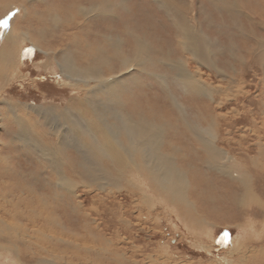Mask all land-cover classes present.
<instances>
[{
	"label": "rangeland",
	"instance_id": "374dc122",
	"mask_svg": "<svg viewBox=\"0 0 264 264\" xmlns=\"http://www.w3.org/2000/svg\"><path fill=\"white\" fill-rule=\"evenodd\" d=\"M46 2L48 5L57 7V13L63 10L58 19L60 22L58 26H54L52 23L47 24L44 16L38 17L43 10L45 11L42 0L26 2L28 11H32L29 14L30 17L22 12L20 13L19 8L0 16V47H2L1 42H3L5 32H8V29L9 31L12 30V24L16 16L19 23L16 24L15 29L18 27L14 31L17 32L19 29L20 35L23 34L27 38V44L25 42L22 45L21 42H18L21 45L19 47H22L21 49L15 46L17 53L23 52L21 56L23 64L18 77L13 79L11 83L0 84V190L3 187L11 189L9 200L12 202L15 212L27 216L34 209L33 217L51 214L55 225L48 226L47 234L51 235L52 238L59 236L63 240L57 241L51 237H45L44 242L40 241L37 238L40 234L36 230L42 228L41 223L34 220L27 221L22 216L15 215L13 219L11 218V222L14 221L15 226L25 234L24 237H26L27 242L23 243L21 241L18 244L22 254H11L10 258H6L1 254L0 264H36L39 257L45 261V264H216L213 261L218 259L223 261L220 264H231L230 261L226 262V260L234 256H228L227 254L234 252L235 247L240 246L243 242L246 245L245 251L240 255L235 252L237 264H264V210L262 211V208H258L253 204L250 209H243L241 214L235 217H230L226 213V215L221 214L216 206L217 193L214 189L213 193H210L212 196L211 207L209 206L204 210L198 205L192 206L190 210L183 208L185 215H187L182 219L179 215L178 206L172 207L165 201L158 199L159 197L152 194L151 191L148 192V196L155 201L149 206L141 204L140 197H138L141 194L140 188L135 193L129 194L132 191L129 189V180H134L135 183L139 182L137 183L139 187L142 185L144 189L146 188V182L139 178L141 174L137 178L136 175L139 172L134 168L125 167L119 170L111 166L103 167L104 162H100L99 166L106 169L105 172H98L101 178H105V180H102L103 189H101L98 186L91 185L86 180V174L80 167L82 152L80 149L79 152L74 150V148H78V145L75 143L76 140L71 132L66 133L61 130V134H66L67 145L64 150L59 148L57 134L55 130L51 129L53 124L62 127L63 119L75 118L80 112L86 113L91 120H100L105 112L102 110L96 115L94 109H98L106 103L109 104L111 100V97L106 100L101 96H93L88 102L84 101L82 105H77L72 101L75 96L74 90L66 86L68 84H64V75L60 72L64 70L59 67L57 60L70 57L75 59L74 62L82 68L93 63L92 59L94 57L86 58L84 55L80 57V60H77L78 53L76 52L62 53L65 48L63 43L59 42L60 39H63L62 29L68 28L69 25H77L76 28L71 30H80L81 32L78 34L80 37L78 38H81L82 33L84 39L87 37L91 42L94 34L98 32L113 39H116L118 35L105 31L107 27L103 26L102 19L93 22L91 31L94 34L92 35L91 31L88 34L86 31L91 27V23L83 24L86 18L76 13L73 8V6L76 8V6L81 5L82 0H79V2L78 0H46ZM189 2L187 0H175L174 8L177 12L174 11V13L181 12V10H178L181 9L179 3L184 11L180 14L181 16H186L185 12L189 10L188 20L192 21V18L195 21L198 20V23H191L192 27L198 29L203 37L209 38L210 42L212 41L208 45L213 52L212 61L203 63L181 48L183 44L177 42L176 36L182 33L175 26H172L170 19L173 20V18L166 15V11L158 9V6L156 7L154 4L149 5L147 0H129L127 5L129 4L134 9L132 10L134 11L133 14L139 21L143 22L146 30L152 32L153 29H158L157 34H159V37L155 36V41L157 43H159L158 41L163 42L164 46L162 48L156 47V51L151 52L152 62L145 67V71L134 67L129 70L130 73L137 74V81L133 84V89L136 91L133 89L128 90L131 94L128 91L125 92L123 99L124 103L135 107L147 98L148 101L151 100V103L160 101L157 106L159 109L153 110H156L155 113H149L143 109V114L146 116L145 113H149L151 120L146 116L148 122L154 119V124L156 123L157 127H162L164 144H162V148L159 147V152L170 156L175 169L186 173L184 177H187L185 178L187 182L189 181L188 190H190L192 200H195V197L199 198L202 192L206 195L204 193L205 188L212 189L215 184L213 183L216 177L215 172L219 171L206 166L205 162H208V158L204 155L200 145L194 141L192 128L187 127L184 120L199 124L196 128L200 130L208 127V118L215 117L216 124H224L215 129L218 134L216 142H222L223 144L219 143L222 149L229 151L232 158L231 165L235 172H238L234 174L236 178L239 177L240 172H259L258 176H260V172H264V59L259 60L257 56L260 55L259 52L262 50L255 48V58H251V63L249 60L251 48H248V46L256 47L255 37L253 38L251 33H253V36L264 37V30L260 26V24L262 25V19H264V12L261 9L264 8V0H227L233 7L234 4L240 6V8L235 9V12H237L235 17L224 11H217L213 1L210 4L209 0H194V5L189 4ZM134 5L136 6L133 7ZM64 7H68V12H64ZM136 8L140 11L135 10ZM148 9H150L149 14ZM19 14L21 15L20 18ZM9 18L10 20H8ZM39 18L41 19L39 20ZM115 20L118 21V18L115 17ZM139 21L129 24L130 32H134ZM38 23L47 25H41L42 27L45 26V32H41ZM105 24H111V22L106 21ZM70 31L68 33L73 32ZM103 34L96 36H100L98 37L100 39ZM214 43L216 47L212 49ZM102 50L108 54L110 48L102 46ZM45 51L56 57L47 58ZM179 61L183 62L190 74L192 73L201 80L208 93L212 92L214 100L210 96L188 95V93L185 95L181 89L180 81L171 68L166 65V63L172 62L171 64H174ZM100 64V67L105 65ZM116 65H118V62H115L113 66ZM65 69L74 78H77L68 67ZM147 73L153 76L154 80L149 78ZM108 74L107 71H101L99 76L103 75L105 77ZM129 75L128 73H122L118 79L121 80ZM20 77L22 78L18 79ZM80 78L81 74L77 82L80 81ZM163 79L167 81L163 82ZM158 81H162V85ZM137 83L139 84L137 85ZM74 86L79 87V85ZM162 87L166 90L164 91ZM117 89H119L118 86ZM135 95L138 96V99H135ZM144 95H147V98H143ZM102 99L105 101H102ZM172 99L176 102L179 101L178 103L182 104L184 110L175 108ZM23 104H30L32 107L50 108L52 113L46 115L50 122L31 110H27ZM54 106L58 107V110L71 107V111L67 113L65 118H59L56 117L58 110H55ZM208 109L211 110V113L208 112ZM90 110L92 111L89 112ZM13 113L16 116H13ZM199 113H201L202 118ZM197 115L202 121L196 118ZM18 116H25L28 122L35 124L31 128L25 125L22 126ZM198 121L200 123H197ZM160 122L163 124H160ZM79 125L83 124L79 123ZM25 130L29 132L33 130V137L30 134L26 136ZM38 139L43 141V146ZM60 165L63 167L62 169ZM3 168L9 172L3 170ZM233 169H230L231 172H234ZM119 172H122V177L127 181L125 182L123 179L119 182L122 187L115 180ZM8 173L10 177L5 176ZM63 178L74 181L75 186H77L76 189L60 186L59 182ZM204 180L209 181L205 182L203 186L199 182ZM258 191L264 195L262 190ZM18 195L20 198L22 196L26 198L27 202H30V206H20ZM1 196L6 197L7 195L3 193ZM152 205L154 206L152 207ZM166 208L168 209L166 210ZM145 209L146 211H144ZM14 218H16V222ZM202 219H204L203 222ZM204 222L205 225L210 226L204 227L202 225ZM31 223L34 224L33 227H31ZM220 223H227V225H220ZM59 227L61 230H59ZM209 229L211 230L209 231ZM26 244L27 246L30 244L31 249L28 247L27 249ZM205 244H212V248H214L211 250L212 254H208L203 248ZM4 248L0 247L6 253L8 250ZM30 251L34 254H31ZM221 253L224 255H221ZM134 254L136 255L134 256Z\"/></svg>",
	"mask_w": 264,
	"mask_h": 264
},
{
	"label": "bare ground",
	"instance_id": "6f19581e",
	"mask_svg": "<svg viewBox=\"0 0 264 264\" xmlns=\"http://www.w3.org/2000/svg\"><path fill=\"white\" fill-rule=\"evenodd\" d=\"M30 1L31 0H20V1L19 0H1L0 16H4L7 13L11 12V10L13 11L14 9L19 8L20 13L22 12L25 15H27L28 17H30L29 14L32 11H28L27 5H26V2H30ZM42 1H43V4L45 5V8H44L45 11L43 10L42 14L39 15L38 17L44 16L45 22L47 24L52 23V24H54V26H58L60 24L58 19L61 16L60 14L63 12V10H62V12L59 11L57 13L56 12L57 7H54L53 5H48L46 0H42ZM127 1H129V0H82L81 5L76 6V8L73 6L76 13L81 14L86 18L85 22L83 21V24L91 23V27L88 28L86 31V32H88V34H90L91 28H93L92 27L93 22H95V20L102 19L103 26L107 27V29H105V31H109L111 33H116L118 35V37L116 39H113L112 37L106 36L101 32L94 34L93 31H91V34L92 35L94 34V38L92 39V42H91L87 37H85V39H84L82 33H81V38H78V37H80L78 35L81 32L80 30H76V29L71 30L72 28L73 29L76 28L77 25H69L68 28L63 27L64 29H62L63 31L61 33L63 36V39H60V41H59L60 43H63V45L65 46L62 53L69 54V53L76 52V53H78V59L77 60H80V57L84 56V55L86 58L94 57V59H92L93 63L88 64L89 65L88 67H82V68L77 63L74 62V61H76L75 59L70 58V57H65L62 60H57V64H59V67L62 70H64V71H60L64 75V84H68L66 86H69L70 89L74 90V95L76 97L74 96L72 101L77 105H82L84 103V101L88 102L93 96H97V97L101 96L106 100L109 99V97H111V100H110L109 104L106 103L104 106H100L98 109H94L96 115H98L102 110L105 112V114H103V116L100 120H91L90 118L87 117L86 113L80 112L76 115L75 118L63 119L62 127H58L55 124H53L51 126V129L55 130V133L57 134V137H58L57 145L59 146V148L64 150L66 145H67L66 140H65L66 134H61V130L63 132H66V133L71 132L74 139L76 140L75 143L78 145V148H74V150H77L79 152V149H80V151L82 152V154H81V166L80 167L82 168L81 170L83 172H85V174H86V180L89 183H91V185H93L95 187L98 186L101 189H103V186H102L103 181L102 180H105V178H101L98 172H105L106 169L99 166L100 162H104L103 167L111 166V167L119 169V170L122 168H125V167L134 168L135 170H137L139 172L136 175L137 178L141 174V176L139 178H141L142 180H144L146 182V186H145L146 188L144 189L142 187V185L139 187L137 185V183H139V182L135 183L134 180H131V181L129 180V183H130L129 189L132 190L131 192H129V194L132 192L135 193V191H137L140 188V191H141L140 195L141 196L140 195L138 196V197H140L139 200H140L141 204L143 203L146 206H149L153 201H155V200H153V198L148 196V192L151 191L152 194H154L155 196L157 195L159 197L158 199L165 201L166 203L170 204L172 207L178 206L179 215L182 217V219H183V217H186V215H187V214L185 215L183 208L190 210V208L192 206L198 205L199 207H202L204 210L209 206L211 207L212 196L210 193H213L214 189L217 193V195H216V201H217L216 206H217V208H219L221 214H224V215L228 214L230 217H235V216L241 214V211L243 209H250L251 206H253V204L256 205L258 208H262V211H263L264 210V195H263V193L261 194L258 190H262L264 192V172H260V176H258L259 172H240L238 178H236L234 176V174L238 173V172H235V170L233 169V166L231 165V163H232L231 159L232 158L230 157L229 151L228 150L224 151L223 150L224 148L222 149V147L219 144V143L223 144L222 142H219V143L216 142L218 134L215 132V129L217 127H221L222 125H224L223 123L216 124L217 121L215 120V117L208 118L207 119V120H209L208 127H205L206 129L200 130V129L196 128V127H198L199 124H193L190 121L187 122L186 120H184L185 125L187 127L192 128L191 132L193 133L194 141L200 145L201 150L203 151L204 155L208 158V162H205L206 166L219 171V172H215L216 177L214 178V181H213V183H215V184L212 186V189L210 188L211 190H209V189L205 188L204 193L206 195H204L202 192L199 198L195 197V200H192L190 190H188L189 189L188 188V185H189L188 182L189 181L187 182L185 179L187 177H184V175L186 173L179 172L177 169H175V167L173 166V162H171L172 161L171 157L166 155L163 152H159V147L161 146V148H162V144H164V141H163L164 133L161 129L162 127L161 128H160V126L157 127L155 125L156 123L154 124V122H153L154 119L151 122H148L149 120H147V117L149 118V113H152V112L155 113L156 110L155 111H153V110L159 109L157 106L160 104L159 103L160 101L151 103L150 102L151 100L148 101L149 99L146 97L147 95H144L143 98H147V99L138 103V105L136 107L134 105L131 106V105H128V103H124V99H123L124 93L127 92L128 90H132L133 84H135L137 81V74L130 73L129 70L134 67V68H139V69L145 71V67L152 62L151 52L156 51V49H155L156 47L162 48L164 46V44H162L163 42L161 43L160 41H158L159 43H157L155 41L156 37H159V34H157L158 29H153L152 32H148L146 30L143 22L139 21L137 19V17L133 14L134 11H132V10H134V9L131 8V6H129V4L127 5ZM187 1H190L189 4L194 5V0H187ZM212 1L215 3L214 6L216 7L217 11H219V12L224 11L225 13H227L228 15H230L232 17L236 16L237 12H235V9L240 8V6H238L236 4H234V7H233L231 3L227 2V0H209V3L212 4ZM78 2H79V0H78ZM174 2H175V0H147V3L149 5L154 4V6H156V7L158 6L157 7L158 9H160L162 11H166V15L173 18V20L170 19V21L172 22V26H175L177 28V30H179L182 33V34L180 33L181 35H177L176 39H177V42L183 44L181 48L184 51L189 52L190 55H192L193 57L202 61L203 63L211 62L213 52L209 48L208 45L212 41L210 42L209 38H207L206 36L203 37V35L200 33V31L198 29L192 27L191 23H193V22L198 23L197 22L198 20L195 21L193 18L191 19L192 21L188 20V17L190 15V13L188 15L189 10L187 12H185L186 16H181L180 14L183 13L184 11L182 10V6L178 3V5L181 8L178 10L179 11L181 10V12L178 14L174 13V11H176L175 10L176 8H174L175 7ZM135 6L136 5H134L133 7H135ZM67 8H65L64 12H68ZM261 9L264 12V8H261ZM135 10L140 11L138 8H136ZM78 11H80L81 13H79ZM50 12H52L54 14L52 15ZM142 12L146 13L145 11H142ZM149 12H150V9H148V14H149ZM173 14H175V16H173ZM176 15H178V16H176ZM151 16H153V15H151ZM20 17H21V15L19 16V18ZM115 17L118 18V21L115 20ZM250 18H251V16H250ZM40 19L41 18H39V20ZM61 19H63V18L61 17ZM8 20H10V18ZM106 21H110L111 24H105ZM124 21H126V22H124ZM134 21H139V24H138L137 28L134 29V32H130L129 24L134 23ZM42 22H43V20H42ZM17 23H19V22H17V16H16L15 20L13 21V24H12V30L11 31H13V32L10 34H7V33L11 32L8 29V32H5L6 34L4 35L3 42H1L2 47H0V84H3V83L7 84L9 82L11 83L13 81V79H16L18 77L21 65L23 64L21 61V56H22L23 52L17 53L16 48L21 46L20 44H18V42H21L22 45H24L25 42L27 44V38H25V36L23 34L20 35L19 29L17 32L14 31ZM39 23H40V21H39ZM39 23H38V28L41 30V32L42 31L45 32V30H44L45 26L44 27L41 26L42 24H45V23H42L41 25ZM64 24H65V21H64ZM166 24H168V23H166ZM262 25H264V19H262ZM262 25L260 24L261 29L264 30V27H262ZM17 27H16V29H17ZM84 27H85V25H84ZM45 29H49V28H45ZM78 29H80V28H78ZM70 30L73 32L68 33V31H70ZM171 30H173V29L171 28ZM179 31H178V33H179ZM100 34H103V35H101L102 37L99 39L98 37H100V36H96V35H100ZM105 34H106V32H105ZM251 36L253 38L255 37V42H256V47H249L248 46L249 49L251 48L249 60L252 63L251 58L255 56V53H254L255 48L262 50L259 52L260 55L257 56L259 58V60L261 61V58L264 59V37L260 38L257 36H253V33H251ZM91 37H93V36H91ZM113 37H115V36H113ZM29 43H30V40H29ZM15 46H16V48H15ZM102 46H108L110 48L108 54H106L102 50ZM169 47H170V45H169ZM215 47H216V44L214 43L212 46V49ZM182 49H180V50L183 52ZM46 52H48V51H45V53ZM170 52H172V51H170ZM41 54H42V52H41ZM104 54H105V56H104ZM46 55H47V58H51V57L55 58L56 57L53 54L46 53ZM158 55H159V53H158ZM155 57H156V55H155ZM115 62H118V65L113 66ZM100 63H103L105 65L100 67L99 66V65H101ZM171 63H166V65L171 68L172 72H174V75L180 81L179 83L181 85V89L183 90L185 95L187 93H188V95L189 94H196V95H203V96H208V97L210 96L211 99H213L212 92L208 93L206 91L207 88L204 86V84L201 83V80L199 78H197V76H194L192 73L190 74L188 72V70L185 68V65L183 64L182 61H179L178 63H174V64H171ZM62 65L68 67L69 70H71V72H73L77 78H74L70 72L65 71L66 67L64 68ZM48 66H47V68H48ZM101 71L102 72L107 71L109 74L105 77L103 75L99 76V73ZM122 73L123 74L128 73L130 75L119 80L118 78H120ZM141 73H143V72L141 71ZM80 74H81L80 81L77 82V79H78ZM152 74H154V73H152ZM157 75H159V74H157ZM147 76L149 78H151L152 80H154V77L151 76L150 74H148ZM172 77H174V76H172ZM21 78L22 77H20L18 79H21ZM168 78H170V77H168ZM164 81L165 80L163 79V82ZM158 83L161 84L162 81L161 82L158 81ZM138 84L139 83H137V85ZM74 85H79V87H75ZM117 86L119 87V89H117ZM93 87H95V88L93 89ZM139 87H141V86H139ZM164 88H165V86H164ZM165 90L166 89H164V91ZM176 90H178V89H176ZM134 91H136V90H134ZM154 91H155V89H154ZM128 93L131 94L129 91H128ZM133 93H135V92H133ZM134 97H135V99H138L137 95H135ZM140 98H142V97H140ZM102 101H105V100L102 99ZM178 102L173 100V103H174L173 105L175 108L182 110L183 106H182V104L180 105V103H178ZM10 104L12 106V102ZM23 105H25L27 110L28 109L31 110L32 112H34L37 115L41 116L42 118L46 119L47 122H50V121H48V119L46 117V115H50L52 113L50 108L39 107V106L35 107L34 105H33L34 107H32L30 104H23ZM54 108H55V110H58L57 109L58 107L54 106ZM198 108H200V107H198ZM143 109L149 112V113H145V114H147L146 115L147 117L144 116ZM70 111H71V107H67L65 110H58V112H56V117L65 118L67 116V113H69ZM91 111L92 110H90L89 112H91ZM208 112L211 113V110L208 109ZM157 113H158V111H157ZM199 115L202 118L201 113H199ZM13 116H16V114L13 113ZM218 117H219V115H218ZM152 118H153V116H152ZM159 118H161V117H159ZM162 118H164V117H162ZM196 118L199 121H202L201 119L198 118V115L196 116ZM220 118H222V117H220ZM18 119L20 120L22 126L25 125V126H28L29 128H31V127H33V124H35V123L28 122L26 120L25 116H22V117L18 116ZM149 119L151 120V118H149ZM199 121L197 123H200ZM152 122H153V124H152ZM79 123H81L83 125H79ZM160 124H163V123L160 122ZM182 125H183V123H182ZM169 127H170V125H169ZM24 132H25L26 136H28L30 134L33 137V135H32L33 130L30 132L25 130ZM180 133H181V131H180ZM238 135H239V133H238ZM35 139H37V138H35ZM38 141L41 143L42 146L44 145L43 141L41 139H38ZM39 142L36 141V143H38V144H39ZM165 144H166V142H165ZM259 150H261V149H259ZM221 160H225V161H221ZM105 162H107L108 164H106ZM60 168L62 169L63 167L60 165ZM202 168H203V166H202ZM230 169H233L234 172H231ZM3 170H7V169L3 168ZM1 171H2V168H1ZM211 174H213V173H211ZM9 175L10 174L8 173V175H5V176H9ZM123 179L125 180V178L122 177V172H119V175H117L115 177V180L118 182V184ZM9 180H8V182L11 181V180L10 181ZM208 181L204 180V181H201L199 183H201V185L204 186V183L208 182ZM125 182H127V181L125 180ZM59 185L62 187H67V188H71V189H76V187H77V186H75V182L70 180L69 178H63L59 182ZM197 186H198V184H197ZM123 190H125V189H123ZM3 193H6L7 196L2 197L1 195ZM9 193H11L10 188L7 189V188L3 187L0 190V239H1L0 240V243H1L0 247H5L6 250H8L6 252L7 253L6 254L2 249H0V255L2 254L6 258H8V257L10 258L11 254L12 255L13 254H22V250L19 248L18 244L21 241H23V243L27 242L25 239L26 237H24L25 234L18 227L15 226L14 221L11 222V218L13 219V217L15 215H20L23 218H25L27 221L28 220H34L36 222L41 223L42 228H38L36 231L40 234L39 236H37V238L43 242H44L45 237H51V235L47 234L48 226L49 225H55V222H54L51 214L33 217L34 209L27 216H24L22 213L15 212L13 209L12 202L9 200ZM123 197H125V196H123ZM18 198H19L18 204L20 206H25V207L30 206V202H27L26 198H24L23 196L20 198L19 195H18ZM155 198H157V197H155ZM156 201H158V200H156ZM212 201H214V200H212ZM125 203H127V202H125ZM153 206L154 205H152V207ZM166 206H167V204H166ZM140 208H142V207H140ZM168 208H166V210ZM214 208H215V206H214ZM146 209H147V207H146ZM146 209L144 211H146ZM164 209H165V207H164ZM140 210L142 211V209H140ZM148 211H150V210L148 209ZM168 211H172V210H168ZM215 213H216V211H215ZM245 214H246V212H245ZM16 218H14L15 222H16ZM216 220H217V218H216ZM203 221H204V219H202V222ZM205 222L202 224L204 227L207 226V225H205ZM183 224H185V223H183ZM245 224H247V223H245ZM33 225L34 224L31 223V227H33ZM220 225H227V223H224V224L220 223ZM243 225H244V223H243ZM156 226H158V225H156ZM208 226H210V225H208ZM240 226H242V225H240ZM263 226H264V224H263ZM237 227L239 228V226H237ZM247 227H249V226L247 225ZM203 229H205V228H203ZM241 229H242V227H241ZM59 230H61L60 227H59ZM210 230L211 229H209V231ZM207 231H208V229H207ZM52 239H55L57 241L63 240L59 236H54ZM67 242H70V241H67ZM151 244H153V243H151ZM27 247L29 249H31L30 244L28 246L26 244V248ZM245 247H246V245L244 242L241 243L240 246H236L234 249V252L232 251V253L229 252V254H227L228 256H232V257L234 256V257L231 259L230 258L227 259L226 262L230 261L231 264H237L235 252H238V254L240 255L245 251ZM203 248L207 251L208 254H212L211 250L214 249V248H212V244H209V245L205 244V245H203ZM154 249L156 250V248H154ZM201 250H203V249H201ZM156 251H158V250H156ZM133 252H134V250H133ZM258 253H259V251H258ZM31 254H34V253L31 252ZM98 254H100V253H98ZM135 255L136 254H134V256ZM221 255H224V254L221 253ZM118 257H119V255H118ZM118 257H117V259H118ZM99 259H101V258H99ZM163 260L166 261V260H168V258H166V260L165 259H163ZM218 260H214V261L212 260V261L216 262V264H220L223 262V261H220V260L218 261ZM167 262H169V261H167ZM36 264H45V261L41 257H39L37 259Z\"/></svg>",
	"mask_w": 264,
	"mask_h": 264
},
{
	"label": "snow or ice",
	"instance_id": "6c2138e0",
	"mask_svg": "<svg viewBox=\"0 0 264 264\" xmlns=\"http://www.w3.org/2000/svg\"><path fill=\"white\" fill-rule=\"evenodd\" d=\"M5 24H6V21H5Z\"/></svg>",
	"mask_w": 264,
	"mask_h": 264
}]
</instances>
